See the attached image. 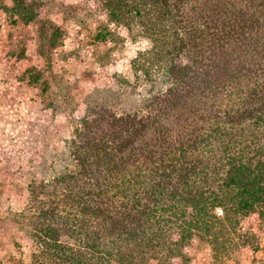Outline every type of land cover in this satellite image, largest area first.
<instances>
[{"label": "trees", "instance_id": "obj_1", "mask_svg": "<svg viewBox=\"0 0 264 264\" xmlns=\"http://www.w3.org/2000/svg\"><path fill=\"white\" fill-rule=\"evenodd\" d=\"M33 3L4 8L10 20L28 22ZM103 4L147 36L151 47L134 63L143 71L163 64L168 84L142 112L116 114L90 92L72 169L42 182L54 181V198L35 199L32 226L43 246L26 264H176L194 236L215 261L258 248V234L239 224L257 212L264 231V0ZM61 34L43 21L39 51ZM26 75L50 88L39 71Z\"/></svg>", "mask_w": 264, "mask_h": 264}, {"label": "rangeland", "instance_id": "obj_2", "mask_svg": "<svg viewBox=\"0 0 264 264\" xmlns=\"http://www.w3.org/2000/svg\"><path fill=\"white\" fill-rule=\"evenodd\" d=\"M27 1L34 2L35 16L24 22L10 20L4 5L11 0H0V36L3 33L13 45V52L6 54L10 66L4 55L0 58V88L4 69L25 106L12 114L6 108L1 113L0 108V264H26L43 246L32 226L40 204L35 199L54 198L48 192L54 181L45 188L42 182L72 169V139L78 138L86 103L92 101L90 92L116 114L142 112L145 100L168 84L163 64H153L147 71L136 66L134 61L151 42L136 26L110 18L103 0ZM45 20L62 27L60 49L55 47L58 43L39 51V26ZM29 69L39 71L50 85L47 92L29 80ZM260 223L257 212H251L239 224L241 230L258 234L256 249L241 247L215 261L208 244L194 236L176 264H264Z\"/></svg>", "mask_w": 264, "mask_h": 264}, {"label": "crops", "instance_id": "obj_3", "mask_svg": "<svg viewBox=\"0 0 264 264\" xmlns=\"http://www.w3.org/2000/svg\"><path fill=\"white\" fill-rule=\"evenodd\" d=\"M60 26V25H59ZM61 27V26H60ZM62 28V27H61ZM76 35H78V33H76ZM0 36V52L2 51V49H4V52L0 53V58L3 56V58H5L4 63L7 62L8 66H10V62L7 60V52L8 50H11L10 48L13 47L12 43L10 40H6L5 35ZM80 35H78L79 37ZM5 39V40H3ZM4 41V43L2 42ZM8 41V42H7ZM62 41L59 42V44L55 47H57L58 49H60V47L62 46ZM60 45V46H59ZM13 52V49L11 50ZM8 55V54H7ZM9 57V56H8ZM2 59V58H1ZM11 59V58H10ZM2 64L1 60H0V65ZM1 68V67H0ZM2 75L4 77V81H1L3 83L2 88H0V108L1 113H4L3 108H6V112H10L11 114L13 112L16 111V109L18 108L19 110L23 111L24 103L22 102L23 97H19L18 96V92H14L13 91V82L14 79H9L8 76H10V74L8 73V71L6 70H2ZM28 92H26L27 94ZM9 101V102H8ZM10 103V104H9ZM15 104V105H14ZM12 105V106H11ZM8 108V109H7ZM7 113V114H8ZM206 241H204L203 243H205ZM231 263V262H230Z\"/></svg>", "mask_w": 264, "mask_h": 264}, {"label": "built area", "instance_id": "obj_4", "mask_svg": "<svg viewBox=\"0 0 264 264\" xmlns=\"http://www.w3.org/2000/svg\"><path fill=\"white\" fill-rule=\"evenodd\" d=\"M214 212L216 213V215H222V212H223V209H222V207L221 206H216L215 208H214Z\"/></svg>", "mask_w": 264, "mask_h": 264}]
</instances>
